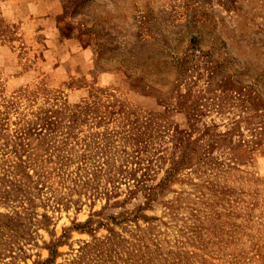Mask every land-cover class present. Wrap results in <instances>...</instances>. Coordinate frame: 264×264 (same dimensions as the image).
Listing matches in <instances>:
<instances>
[{
  "label": "rangeland",
  "instance_id": "obj_1",
  "mask_svg": "<svg viewBox=\"0 0 264 264\" xmlns=\"http://www.w3.org/2000/svg\"><path fill=\"white\" fill-rule=\"evenodd\" d=\"M0 264H264V0H0Z\"/></svg>",
  "mask_w": 264,
  "mask_h": 264
}]
</instances>
